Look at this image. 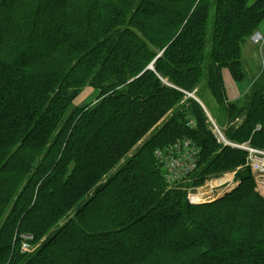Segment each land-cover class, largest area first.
I'll return each instance as SVG.
<instances>
[{"label":"trees","instance_id":"1","mask_svg":"<svg viewBox=\"0 0 264 264\" xmlns=\"http://www.w3.org/2000/svg\"><path fill=\"white\" fill-rule=\"evenodd\" d=\"M263 22L264 0H0V264H264L248 154L214 160L184 94L203 88L227 122L246 113L227 136L264 150V68L243 100L225 85V72L246 79ZM90 88L95 101L77 104ZM182 138L200 149L192 186L241 167L240 185L191 206L155 158Z\"/></svg>","mask_w":264,"mask_h":264},{"label":"rangeland","instance_id":"2","mask_svg":"<svg viewBox=\"0 0 264 264\" xmlns=\"http://www.w3.org/2000/svg\"><path fill=\"white\" fill-rule=\"evenodd\" d=\"M256 0H250L251 3L255 2ZM264 27V23L262 24ZM262 33V32H261ZM249 43L246 44V46L243 49V63H244V69H245V73H246V79L243 81V83H234L235 89L238 93V98L234 99L235 97H237V93L235 91L231 90L230 87V83L232 82V77L230 76L229 73L225 72V85H226V90H227V96L230 99V102L233 103L235 101H239V99L242 98L245 99L247 98V96H249V94L251 93L254 85L256 82L259 81L261 73H260V68H264V52L262 54V50L259 47L261 46H257V45H249ZM258 49H257V48ZM264 48V46H263ZM166 49H164L165 52ZM261 50V51H260ZM162 52V53H164ZM160 57V55H159ZM263 61V62H262ZM201 91L198 92V90H196L194 93H188L185 92V96L186 99H192L196 102H198L201 107L203 108L202 110H204L206 116H207V125H210V123L214 124L217 126L218 130L221 133L220 137V141L218 140V138L216 137V132L215 129H213V131L210 129L209 130L212 132V134L214 135V137L216 138L218 144L220 145V152H218L217 154H215L213 156V159L215 160L217 158V156L222 152V150H224L225 148H230L233 150H240L238 149L236 146L239 145L237 143L232 142L231 140H229L228 136H227V132L228 130H233V131H238L243 125H244V121L247 120L248 115L246 113H243V115H240L239 118L235 119L232 122H227L226 121V113L223 112L222 108L219 107V105L214 101V99L209 96V94H205V96L207 97L205 100L201 99L199 96L202 94V90L203 88L200 89ZM98 96V91L97 90H93V89H86L84 91V93H82V95L76 100L77 104L79 103V105L84 104V103H90V102H94L95 99ZM208 103V105L206 104ZM206 104V105H205ZM211 119V120H210ZM212 124V126H213ZM260 129V127H259ZM224 139V141H223ZM179 140V139H178ZM209 166L208 165H204L201 168V171H205L206 168ZM241 167L236 168L235 170L232 171H228V172H224L222 174L218 175H210V177H206V182L204 185L202 186H192L193 188V192L198 193L199 191H215L214 193V198L213 196L211 197V200L208 201H204L205 204L209 203V202H214L222 197L225 196V194L229 193V192H224L223 189H217L219 188L224 181L226 182H230L232 184L233 187L235 186H239L240 182H238L237 179V172L239 171ZM200 171V170H198ZM198 171L196 173H198ZM196 179V176H194ZM234 178V179H233ZM195 179L193 178V182L195 181ZM192 182V184H193ZM217 183V184H216ZM256 183V182H255ZM220 184V185H218ZM207 185H212V187L206 189ZM224 185V184H223ZM263 189H261V191H258V187L256 186V190L258 192L261 193V195L264 197V187H262ZM223 193L222 196H219V194ZM187 200L188 202L194 206L199 205V202L201 201L200 199L197 200V202H192L189 198H188V194H187ZM186 201L184 200L183 203H185ZM203 202V203H204ZM201 203V204H203ZM186 213L188 214V211H186ZM187 225L192 228L191 223L189 222L188 216L185 217ZM192 232L194 233V230H192ZM31 239V238H30ZM33 239V238H32ZM29 246V248H27V250H31L33 245L32 244H27ZM24 246V245H23ZM22 250L23 249L22 247Z\"/></svg>","mask_w":264,"mask_h":264},{"label":"built area","instance_id":"3","mask_svg":"<svg viewBox=\"0 0 264 264\" xmlns=\"http://www.w3.org/2000/svg\"><path fill=\"white\" fill-rule=\"evenodd\" d=\"M252 42L257 46L264 45V34L257 32L252 37ZM211 120V119H210ZM213 124V123H212ZM210 123L209 127L213 131L215 129V134L218 140L220 141L221 133L218 130L217 126ZM190 126H194L195 122L190 121ZM219 134V135H218ZM224 141V139H223ZM238 149L242 151H246L247 163L246 166L250 168L258 190L261 191V187L264 186V150H260L252 147L249 143L237 145ZM200 154V149L196 146V144L189 138H182L179 140H175L171 144L164 146L163 148H159L155 152L156 161L163 173L165 181L170 185L171 188L182 189L184 191H189L190 194H195L201 196L202 200L199 204L204 201L211 200L212 196L214 198L215 191H199L198 193L193 192L192 182L194 176H196V172L198 171V160L196 159L197 155ZM212 186L207 185L206 189ZM235 187L232 186L230 182H227L224 185H221L217 189H223L224 192H230ZM262 192V191H261ZM223 193L219 194L222 196ZM204 202V203H205ZM29 246L25 243L23 246L24 252H28L27 250Z\"/></svg>","mask_w":264,"mask_h":264},{"label":"crops","instance_id":"4","mask_svg":"<svg viewBox=\"0 0 264 264\" xmlns=\"http://www.w3.org/2000/svg\"><path fill=\"white\" fill-rule=\"evenodd\" d=\"M263 23H264V22H263ZM259 31L262 32V33L264 34V27H263V25L261 26V28L259 29ZM249 45H253V43L250 42ZM263 46H264V45H263ZM263 46L259 47L260 49H263L262 51L260 50V51L262 52V54H263V52H264V48H263ZM256 48H257V47H256ZM257 49H258V48H257ZM262 62H263V61H262ZM230 87H231L232 93H233V91H235V92L237 93L233 81L230 83ZM226 91H227V90H226ZM227 94H228V93H227ZM236 98H238V93H237V97H235L234 99H236ZM229 100H230V99H229Z\"/></svg>","mask_w":264,"mask_h":264},{"label":"bare ground","instance_id":"5","mask_svg":"<svg viewBox=\"0 0 264 264\" xmlns=\"http://www.w3.org/2000/svg\"><path fill=\"white\" fill-rule=\"evenodd\" d=\"M226 182L224 181L223 183H221L222 185L223 184H225ZM217 184V183H216ZM218 185H220V184H218ZM209 186H212V185H209ZM262 187H264V186H262ZM261 187V189H263ZM187 192V191H186ZM187 194H188V198L194 203V202H197V200H202V195L201 196H198V195H196V198H195V194L193 193V194H190L189 193V191L187 192ZM198 203V202H197Z\"/></svg>","mask_w":264,"mask_h":264},{"label":"water","instance_id":"6","mask_svg":"<svg viewBox=\"0 0 264 264\" xmlns=\"http://www.w3.org/2000/svg\"><path fill=\"white\" fill-rule=\"evenodd\" d=\"M148 70H154V63L148 68Z\"/></svg>","mask_w":264,"mask_h":264}]
</instances>
